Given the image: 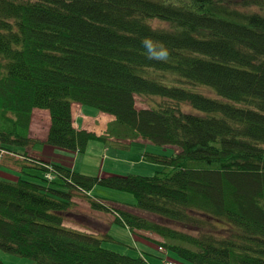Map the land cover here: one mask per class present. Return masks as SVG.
<instances>
[{"label":"trees","instance_id":"16d2710c","mask_svg":"<svg viewBox=\"0 0 264 264\" xmlns=\"http://www.w3.org/2000/svg\"><path fill=\"white\" fill-rule=\"evenodd\" d=\"M145 38L167 61L148 58ZM73 102L113 115L108 136L177 150L145 152L162 166L151 176L31 158L29 175L0 178L2 250L36 264H162L64 225L77 215L72 190L101 185L160 220L89 199L92 209L157 234L186 263L264 264V0H0V151L26 156L36 108L49 112L52 148L105 140L73 127Z\"/></svg>","mask_w":264,"mask_h":264},{"label":"crops","instance_id":"0c3cea01","mask_svg":"<svg viewBox=\"0 0 264 264\" xmlns=\"http://www.w3.org/2000/svg\"><path fill=\"white\" fill-rule=\"evenodd\" d=\"M71 114H72L73 127H75L76 129H85L87 131L93 132L98 137L100 136L105 137V140H103L104 144L112 143L113 145L116 146L115 149L114 148L112 149L114 150L113 152H115L114 153L115 156L118 153L117 152L118 150H121V149L125 150L127 147L129 150H132L131 148L132 142H135V144L145 143L147 144L146 146L153 145L152 143L149 144L150 143L149 141L143 140L141 138L133 139V140H129V139L123 140V139H117L112 136H108L107 127L110 123H112L115 120V117L111 114L98 111L93 107L81 105V104L73 102L71 104ZM36 116L41 117L39 122H42V119L45 120L44 131H41L42 132L41 136H37L34 134L38 132L37 131L38 125L35 122ZM49 126H50L49 112L43 109L42 110L34 109L32 112V119H31L30 128H29L30 130L29 137L32 139V144L27 148L28 150H30V153L27 151L26 156H24L18 153L17 154L15 153L1 154V152L3 151H0V167L6 170L3 174V177L1 178L16 179L17 177H20V176L24 177L25 175H29L28 168L31 165L29 162L31 158H37L39 160H45V161L48 160V157H46V155L43 154L44 152L43 150L47 151L48 153L53 154V157H51V162H55V163H59L61 165L67 166L71 170H74L78 173H81L87 176L101 178L104 176L119 174L115 171H108V170L105 171L104 170L103 160L105 159V157H103L100 163V167L96 168L97 171L90 170V167L87 161L84 162L83 165L78 168L77 164L75 165V163L73 162H74V156L76 157L79 153L75 154L73 152H68L67 150H64V149L52 148L46 143ZM94 140L101 141V139H94ZM37 144H39L40 146L38 147ZM141 145H144V144H141ZM35 146H37V148H35ZM109 150L110 149L104 148L105 155H107V152ZM146 150H147L146 147H144V153L147 152ZM127 153H130V152H127ZM127 153H122L125 155L124 159L128 161L132 160L130 159L131 157L126 156ZM144 153H142V151L136 152L134 154V160H137L139 163L144 161L143 159ZM118 156H121V155L118 154L117 157ZM97 186H101V185H94L88 191L77 190V189L72 190L73 209H74V212L77 213V215L76 216L74 215L68 218V220L75 221L76 217L80 215L79 222H81L80 223L81 225H79V227L70 226L69 228L79 230L82 232H86L88 234H92L98 237L99 239H102L105 241L112 240V237L109 234V231L112 228V222L117 221L116 219L120 217V216L116 217L115 213L118 215L119 213L117 212L113 213L112 211L92 209L89 203V199H95L99 201L101 204L110 206L115 210H123V211L130 212L133 214L138 213L139 211L143 213H147L145 211L137 209L133 205V203L127 204V203H124L123 201L108 200L104 196L97 195L95 193L97 191L105 193L107 195L114 194L115 193L114 191H121V190L110 189V188L103 187V186H101L103 188H97ZM80 206H86L87 209L85 208L80 209L81 208ZM82 212L84 213L82 214ZM87 212L90 213V215H88ZM125 226L129 228L126 224ZM135 230L134 231L130 230V231L136 232L138 234L137 236L140 238V241H137V242L139 243L142 242L143 251H139L140 256H142L143 258H147V259L149 258L151 261H154V257L156 255H153V253L156 252L155 248H158V245L157 247H155L154 243L151 240L160 241L161 239L160 236H158L155 233L145 231V230H138V229H135ZM162 250H164V248H162ZM147 255H149L150 257H148Z\"/></svg>","mask_w":264,"mask_h":264},{"label":"rangeland","instance_id":"374dc122","mask_svg":"<svg viewBox=\"0 0 264 264\" xmlns=\"http://www.w3.org/2000/svg\"><path fill=\"white\" fill-rule=\"evenodd\" d=\"M147 105H148V103L142 97L136 96L137 108L146 107ZM36 109H38V108H36ZM40 110H42V109H40ZM43 110H46V109H43ZM40 119H41V117H39V116L35 117V122L38 125V129H37L38 132L34 133V134L37 136H41L42 135L41 131H44L45 120L42 119V122H39ZM141 144H144V145H141ZM149 144H151V143H149ZM37 145H38V147L40 146L39 144H37ZM131 145H132L131 146L132 150H129L128 147L125 150L124 149L118 150L117 151L118 153L115 156V154H114L115 152H113L114 150H112V149L113 148L115 149L116 146L113 145L112 143L104 144L103 140H101V141L90 140L88 145H87L85 152L78 154L76 157L74 156V162L73 163H75V165L77 164V166L79 168L83 165L84 162L87 161L88 165L90 167V170L97 171L96 168L100 167V163H101L103 157H105V159L103 160V165H104L105 171L106 170L115 171V172L119 173L118 175L135 174V175H141V176H146V175L151 176L154 172L161 170L162 166L159 164H152V163L144 162V161L139 163L137 160H134V154L136 152H140V151H142V153H144V147H146V149H147L146 151L148 153L163 154V155H170L171 153L175 152V150H177L173 146H158V145H154V144L146 146L147 144H145V143H136L135 144V142H132ZM35 148H37V146H35ZM44 148H46V147H44ZM104 148L110 149L107 152V155H105ZM2 151L3 152H1V154L10 153L6 150H2ZM20 151H23V149H20ZM27 151L30 153V150L27 149ZM43 151H42L43 154L46 155V157H48V160H46V161H51V157H53V154L48 153L45 150H43ZM127 152H130V153H127ZM122 153H127L126 156L131 157L130 159H132V160L128 161V160L124 159L125 155ZM118 154H120L121 156L117 157ZM5 171L6 170H4L3 168L0 167V178L3 177V174ZM35 172L37 174L34 173L33 175H40L41 174V171L35 170ZM25 179L31 180V178H29V176L26 177ZM97 188H103V187L97 186ZM114 192H115L114 194H110V195H107L105 193L98 192V191L95 193L97 195H101V196L106 197L108 200L123 201L124 203H127V204L134 203V198H133L131 193H129L127 191H114ZM72 198H73V196H72ZM80 207H81L80 209H84V208L87 209L86 206H80ZM73 212H74V209H73ZM83 213L84 212H82V214ZM87 214L90 215V213H88V212H87ZM135 214L140 215L142 217H145V218L152 220V221L159 222V220H160L155 215L143 213L140 211L138 213H135ZM79 216L76 217L75 221H71L68 219L64 220V225L68 226V227H70V226L79 227V225H81L80 224L81 222H79L80 221ZM115 216L117 217L119 215L115 213ZM136 232H131L130 229L127 228L125 225L118 223L117 221H113L112 222V228L109 231V234L111 235L112 240L104 241L102 243V246L106 249H109V250H112V251H115V252H118L121 254L129 255V256H133V257L137 256L140 254L139 251H143V248H142L143 246H142V242H140V243L137 242V241H140V238L137 236L138 234ZM154 245H155V247H157L156 243H154ZM155 250H156L155 253H157V254L153 253V255H156L159 257L163 256V257H167V258H171V259L175 258L181 264H189V263H186L181 258L180 259L177 258L174 254L168 252L165 249L160 251L158 248H155ZM147 256L150 257L149 255H147ZM0 262L2 264H36V262L30 258L21 257L18 255L6 252V251L2 250L1 248H0Z\"/></svg>","mask_w":264,"mask_h":264},{"label":"clouds","instance_id":"9594fccd","mask_svg":"<svg viewBox=\"0 0 264 264\" xmlns=\"http://www.w3.org/2000/svg\"><path fill=\"white\" fill-rule=\"evenodd\" d=\"M143 47L147 50L148 58L157 61H167L169 52L162 42L153 41L150 38L142 40Z\"/></svg>","mask_w":264,"mask_h":264},{"label":"built area","instance_id":"2783aa9c","mask_svg":"<svg viewBox=\"0 0 264 264\" xmlns=\"http://www.w3.org/2000/svg\"><path fill=\"white\" fill-rule=\"evenodd\" d=\"M48 178H50L51 177V174L50 173H48L47 175H46ZM158 249L159 250H162V247H158ZM162 264H180L178 261H175V260H171V259H168V258H164L163 260H162Z\"/></svg>","mask_w":264,"mask_h":264}]
</instances>
